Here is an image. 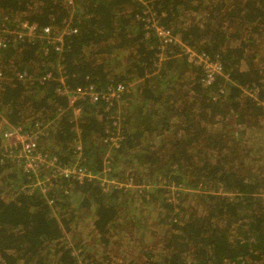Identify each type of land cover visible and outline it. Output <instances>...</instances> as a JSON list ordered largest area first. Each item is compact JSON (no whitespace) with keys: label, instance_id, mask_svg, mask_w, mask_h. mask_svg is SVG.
Returning a JSON list of instances; mask_svg holds the SVG:
<instances>
[{"label":"trees","instance_id":"trees-1","mask_svg":"<svg viewBox=\"0 0 264 264\" xmlns=\"http://www.w3.org/2000/svg\"><path fill=\"white\" fill-rule=\"evenodd\" d=\"M24 20L77 32L1 52L0 112L91 176L28 194L0 165V264H264V0H0V25ZM187 48L223 73L205 85ZM61 76L129 91L75 114Z\"/></svg>","mask_w":264,"mask_h":264},{"label":"built area","instance_id":"built-area-1","mask_svg":"<svg viewBox=\"0 0 264 264\" xmlns=\"http://www.w3.org/2000/svg\"><path fill=\"white\" fill-rule=\"evenodd\" d=\"M153 25L155 26L157 36L162 42L163 49L166 45H170L176 41L170 29L160 25L157 21L153 22ZM75 32H77V28L68 24L58 34L53 33L48 27L40 28L38 23L28 20L22 21L15 27L2 24L0 25V54L11 42L18 40L35 42L42 39L46 44L53 46L56 51H62L64 35ZM187 52H189V60L203 70L205 85L213 83L217 75L223 73V68L219 61H214L210 57L195 53L190 48H187ZM160 57L163 58L162 52L160 53ZM27 76V71H16L14 73V77L17 80L26 79ZM3 77L6 78V75L0 69V80ZM51 77L52 73L46 72L42 76V81L50 79ZM128 91L129 89L124 83H118L106 89H98L92 83L85 86H76L74 89H71L64 76L60 77V85L56 89L59 95L69 97L70 106H72L75 114L80 113L82 110V106L76 103L79 100L87 99L91 103L104 100L111 106L114 101L119 102L122 96ZM75 116L77 117V115ZM0 120L8 127L0 134L2 141L0 165L9 161L13 165L19 166L24 174H28V178L32 177V181L24 185V189L22 188L28 194H32L37 186L42 187L44 192L49 190L58 176L72 179L78 178L80 180L83 177L91 176V173L87 169L79 167L77 162L74 164L64 163L57 154L43 151L40 148L39 137L41 134V123H36V129L26 130L21 125H10L8 119L2 112H0ZM114 124L117 125V122L115 121ZM113 134L114 132L107 138L113 145L117 146L119 133L115 132ZM19 136H21L19 140H14V137ZM111 182V180L109 181L107 179L102 180L103 184ZM49 202L53 203V199L50 198ZM1 264L6 263L3 262Z\"/></svg>","mask_w":264,"mask_h":264},{"label":"rangeland","instance_id":"rangeland-1","mask_svg":"<svg viewBox=\"0 0 264 264\" xmlns=\"http://www.w3.org/2000/svg\"><path fill=\"white\" fill-rule=\"evenodd\" d=\"M111 116H115V115H112L111 114ZM5 124L0 120V134L4 131V128H5ZM259 134H262V133H259ZM261 136H264V134H262ZM261 138V137H260ZM0 153H2V143L0 144ZM75 159V158H74ZM75 160H77V157H76V159ZM76 162V161H75ZM21 171L22 172V170H21V168L19 167V166H17V165H13V167H9V168H7V171H6V173H10V174H17L18 173V171ZM5 173V174H6ZM23 173V172H22ZM14 180V179H13ZM177 189V188H176ZM175 190V189H174ZM83 231H85L86 232V230L84 229ZM85 232H83L84 233V235H85ZM86 241L89 243L90 242V238H86ZM92 249V246H89L88 248H87V251H92L91 250ZM95 251H97L98 252V254L99 255H101V254H103V252H105L103 249H100L99 247H96L95 248ZM96 255V254H95ZM130 255H133V257L135 256V253H133V254H130ZM131 257V256H130ZM130 261V259H127V260H125V263H128ZM120 264H122V263H120Z\"/></svg>","mask_w":264,"mask_h":264},{"label":"crops","instance_id":"crops-1","mask_svg":"<svg viewBox=\"0 0 264 264\" xmlns=\"http://www.w3.org/2000/svg\"><path fill=\"white\" fill-rule=\"evenodd\" d=\"M6 129V127L4 128V130ZM21 136H19V137H14V140H19V138H20Z\"/></svg>","mask_w":264,"mask_h":264}]
</instances>
